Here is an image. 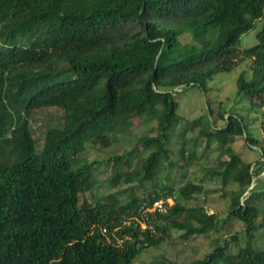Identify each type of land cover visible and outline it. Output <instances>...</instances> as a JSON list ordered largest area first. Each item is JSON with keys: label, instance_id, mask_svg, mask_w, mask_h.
<instances>
[{"label": "trees", "instance_id": "trees-1", "mask_svg": "<svg viewBox=\"0 0 264 264\" xmlns=\"http://www.w3.org/2000/svg\"><path fill=\"white\" fill-rule=\"evenodd\" d=\"M256 22V43L242 47L240 36ZM241 62L233 98L246 112L218 101L213 119L206 98L210 124L203 113L190 128L208 127L205 148L217 143L229 155L207 172L228 195L227 213L241 222L244 243L231 251L240 232L219 235L201 258L182 264H264V247L255 245L264 234V0H0V90L16 114L14 128L0 127V264H133L172 229L182 238L215 232L216 213L179 201L162 180L194 158L181 144L170 159L171 136L184 119L178 93L196 87L205 96L208 82ZM45 107L61 109V124L38 150L22 112ZM142 115L160 121L156 133L141 140L144 155L128 172L120 167H130L138 149L108 158L109 183L140 176L150 186L142 195L125 188L81 200L97 183L85 144L119 142L118 130ZM237 137L245 152L231 149ZM201 189L187 181L176 192L189 200ZM156 198L173 201L154 214L152 229L121 223Z\"/></svg>", "mask_w": 264, "mask_h": 264}, {"label": "rangeland", "instance_id": "rangeland-1", "mask_svg": "<svg viewBox=\"0 0 264 264\" xmlns=\"http://www.w3.org/2000/svg\"><path fill=\"white\" fill-rule=\"evenodd\" d=\"M260 25V22H256L248 32L240 36L242 47H249L256 43V32L259 30ZM182 39L184 43L185 41H190L191 34L188 33L185 37H181V40ZM242 63L243 62L231 72L218 73L212 81L208 82V85L206 86L208 89L205 96L196 87H187L178 93V111L184 119L178 124L176 130L171 136L170 159H177V150L181 144L184 145L188 152H193L194 158L189 160L185 165L172 170L168 174L169 177L163 178L162 180L166 186L172 187L173 195L179 201L184 202L187 205L200 204L207 210V212L216 213L219 216L216 231L207 236L182 238L180 230L172 229L167 239L158 247L144 248L138 254L133 264H160L159 260L162 258L173 260L179 264L189 263L194 259L201 258L206 252H208L213 247L214 238L227 233L234 234L240 232L236 242L231 241V248L229 250L235 251L236 244L244 243V239L241 235V222L230 217L227 213L228 195H223V189L220 187L218 178L207 172L209 168L217 166L220 160L227 159L229 155L226 149L219 148L217 143H213L210 148H205L206 137L212 136L208 127L196 125L193 128H190V121L193 118L199 117L203 113L208 121L207 123L210 124L209 120L211 119L208 115L209 113L205 104L206 98H208L209 102H212L213 119L220 109V106L217 105L218 101L223 102V110L230 109L231 111L240 112V114L246 112L245 107L241 108L244 102L235 103L233 98L235 78L241 67L246 68V65ZM3 100L0 90V127L7 126L9 128H14L16 126V114L4 106ZM225 112L226 111H224V113ZM61 114V109L56 107H45L22 112V116L26 120L27 129L29 130L38 150H40L43 145L46 131L51 126H59L61 124ZM145 117L146 115L136 117L129 122L128 127L120 128L118 130L119 142L118 140L112 142L107 148H101L99 145L91 144V142L85 144L82 156L88 162L94 164V174L97 183L92 191L84 192L81 195V200H84L87 203H93L98 195H106L107 192H116L117 190H123L125 188L134 191V194L142 195V189L150 186V183L141 180L140 176L130 182L120 181L117 185L109 183L110 174L113 169V160L109 161L108 159L111 155L121 154L123 151L132 149V147L138 149L135 157H133L131 161L130 167L121 165L120 169L126 172H128L138 159L144 155V153L141 152V140L147 136L154 135L157 130V125L160 124V121L158 122L155 117L147 121H145ZM217 122L218 124H221L222 119H218ZM255 133L258 134V136L262 135V131L258 126H256ZM135 142L138 143L135 144ZM231 149L234 151L245 152L248 148L243 146L242 138L237 137L235 141L231 142ZM246 158L251 159L249 157ZM260 167L261 166H258L257 168ZM263 175L264 167L262 168L259 177ZM187 181L200 184L202 189L199 193H195L192 199L184 200L179 194H177L176 188ZM230 187H232V185L227 186L225 189H229ZM127 194L128 192L121 191L118 196L121 201H125L128 198ZM172 201L173 198H170L169 202ZM258 204L260 207L264 208V198H261ZM260 219L261 218H258L257 222H259ZM260 231H263V229L260 228ZM228 238L229 237H227V239ZM255 245L264 247V234L260 239L255 240Z\"/></svg>", "mask_w": 264, "mask_h": 264}, {"label": "built area", "instance_id": "built-area-1", "mask_svg": "<svg viewBox=\"0 0 264 264\" xmlns=\"http://www.w3.org/2000/svg\"><path fill=\"white\" fill-rule=\"evenodd\" d=\"M169 201L170 198H156L149 204L142 203L139 207V214H135L133 216H123L121 223L123 225L131 224L133 227L139 226L141 229H152L154 214L166 213L168 205L172 203ZM102 232H106L105 228L102 229ZM124 238H128V236L119 237L116 243L121 245Z\"/></svg>", "mask_w": 264, "mask_h": 264}]
</instances>
